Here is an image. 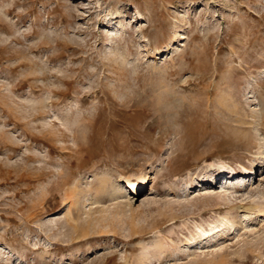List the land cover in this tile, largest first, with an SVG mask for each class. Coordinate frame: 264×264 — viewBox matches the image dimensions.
<instances>
[{"label": "rangeland", "instance_id": "obj_1", "mask_svg": "<svg viewBox=\"0 0 264 264\" xmlns=\"http://www.w3.org/2000/svg\"><path fill=\"white\" fill-rule=\"evenodd\" d=\"M0 264H264V0H0Z\"/></svg>", "mask_w": 264, "mask_h": 264}, {"label": "bare ground", "instance_id": "obj_2", "mask_svg": "<svg viewBox=\"0 0 264 264\" xmlns=\"http://www.w3.org/2000/svg\"><path fill=\"white\" fill-rule=\"evenodd\" d=\"M144 181V180H143ZM130 184H131V188H134V190H137V189H139L140 187H139V185H137V184H134V183H132V182H130ZM142 185V184H141ZM143 186V185H142Z\"/></svg>", "mask_w": 264, "mask_h": 264}]
</instances>
